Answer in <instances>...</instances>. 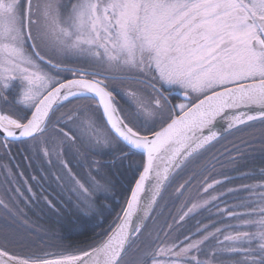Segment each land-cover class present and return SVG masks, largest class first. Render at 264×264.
I'll return each instance as SVG.
<instances>
[{
  "label": "snow or ice",
  "instance_id": "6c2138e0",
  "mask_svg": "<svg viewBox=\"0 0 264 264\" xmlns=\"http://www.w3.org/2000/svg\"><path fill=\"white\" fill-rule=\"evenodd\" d=\"M0 264H264V0H0Z\"/></svg>",
  "mask_w": 264,
  "mask_h": 264
},
{
  "label": "flooded vegetation",
  "instance_id": "af4514ba",
  "mask_svg": "<svg viewBox=\"0 0 264 264\" xmlns=\"http://www.w3.org/2000/svg\"><path fill=\"white\" fill-rule=\"evenodd\" d=\"M25 211H27L29 219L32 220L33 222L34 221H40V222L45 221L46 222L45 218L41 217L40 219H38L37 216L33 215L34 210L25 209Z\"/></svg>",
  "mask_w": 264,
  "mask_h": 264
},
{
  "label": "trees",
  "instance_id": "16d2710c",
  "mask_svg": "<svg viewBox=\"0 0 264 264\" xmlns=\"http://www.w3.org/2000/svg\"><path fill=\"white\" fill-rule=\"evenodd\" d=\"M34 223L43 224V225L47 226V223L45 221H42V222H40V221H34Z\"/></svg>",
  "mask_w": 264,
  "mask_h": 264
}]
</instances>
